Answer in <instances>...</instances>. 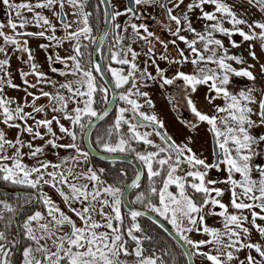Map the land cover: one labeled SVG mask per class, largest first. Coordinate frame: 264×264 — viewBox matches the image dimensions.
<instances>
[{"label": "snow or ice", "instance_id": "obj_1", "mask_svg": "<svg viewBox=\"0 0 264 264\" xmlns=\"http://www.w3.org/2000/svg\"><path fill=\"white\" fill-rule=\"evenodd\" d=\"M66 6L76 17L71 22L65 18ZM0 7L5 12L0 22V54L4 57L0 59V123L16 132L9 139L0 130V185L5 189L0 194V264H17L13 260L17 248L21 249L18 264H180L168 248L157 247L153 229L176 240L186 264H195L197 257L208 264H264V166L257 164V158L264 156V86H256L258 77L264 81V62L254 71L255 62L264 57V0H128L123 10L114 11L110 10L116 7L112 0H96L95 6L92 0H0ZM149 8L160 9L174 25L168 28L171 41L160 39L142 21ZM249 9H255L258 18ZM44 10H51L61 21L65 34L60 39L46 37L56 27ZM120 17H127L123 29ZM193 17L203 23L200 30ZM29 24L40 30L27 31ZM73 24L79 27L72 30ZM28 37L56 40L57 46L65 40L70 44L69 53L57 54L55 62L65 66L61 76L73 79H65L54 93L42 87L38 95L29 90L43 84L56 88L57 82L35 62ZM153 39L165 50L160 60L171 65L190 63L192 71L177 69L167 75L157 64ZM178 41L185 47L180 48ZM133 42L140 43V52L132 47ZM169 44L176 50L171 60ZM9 45L14 54L27 53V59L18 57L29 66V71L18 72L23 86L14 82ZM242 46L247 56L231 51ZM97 54L107 61L106 67L96 59ZM141 55L145 57L143 67ZM47 60L55 73L52 56ZM105 71L114 84L111 98L110 89L98 82ZM234 78H246L249 83L240 87ZM149 81L160 88L176 85L178 92L182 88L193 121L181 123L192 129L206 124L220 157L214 151L209 163L197 156L190 146L191 137L177 142L154 112L142 110L154 107L144 90ZM201 86H206L204 99L210 111L200 110L193 99ZM7 89L23 91L32 103L28 105L27 99L24 104L16 103L6 95ZM41 97L48 100L51 118H36L46 111L45 105L37 104ZM169 102L173 103L171 97ZM97 103L103 104L99 111ZM25 106L31 111H25ZM113 106L115 118L101 130L97 122L104 121ZM25 134L31 137L28 143L23 140ZM65 137L69 142L62 143ZM37 139L44 143L35 145ZM49 147L57 155L60 149L72 150L74 155L53 162L44 157ZM94 153L113 167L91 166ZM121 154H134L142 165L130 182L128 169L116 166L117 161L123 162ZM25 157L33 163H25ZM81 162L84 166L78 169ZM145 169L146 187L142 184ZM213 171L223 179L212 178ZM9 185L16 188L11 197ZM173 186L174 191L170 190ZM45 187L54 189L67 211ZM133 190L134 198L129 199ZM209 217H218L222 227L210 226ZM193 234L206 238L196 239ZM242 252L245 259L240 258Z\"/></svg>", "mask_w": 264, "mask_h": 264}, {"label": "flooded vegetation", "instance_id": "obj_2", "mask_svg": "<svg viewBox=\"0 0 264 264\" xmlns=\"http://www.w3.org/2000/svg\"><path fill=\"white\" fill-rule=\"evenodd\" d=\"M229 2H233V0H229ZM235 2L239 3V0H235ZM112 3L115 6L117 5V7L111 8L110 9L111 11L116 10V8H119V10H123L126 6H128L127 5V0H116L115 2L112 1ZM95 4H96V0H92V5L95 6ZM211 8H212V6H208V9L209 10H211ZM103 10H104L103 9V5H101L100 6V9H99L100 21H101L100 22V28L103 27V21H104V18H103ZM57 11H59L58 6H57ZM240 11L242 12L243 10L240 9ZM64 12H65V18L68 21V14H66V11H64ZM4 19H5V15L0 20V22L4 21ZM126 19H127V17H120V22L119 23L121 24V29H123V24H124V21ZM142 21L144 23H146L148 25V27H149V30L154 31L155 34H156V36H158L160 39L166 40V41H171L173 39V37L168 32V28L169 27H174V25L169 23V21L167 20L166 16L164 15V13L160 9H158V8L155 9V10H153L152 8L147 9L146 12H145V14H144V16L142 17ZM130 22H132V21H130ZM135 22L139 23L140 21H135ZM201 23L202 22L197 21L195 19V17H193V24H194V26L197 27V29H198V27H201V25H202ZM93 24L95 25V19H93ZM54 25L56 27V31H55V33H53L52 31H50L51 32L50 35H54L55 37H56V35H58L59 37H62V36H60V34L63 33V25H62L61 21L57 17H56V20H55ZM96 34H99V30L98 29L96 30ZM128 35H131V30H129ZM47 36H49V34L46 33V37ZM46 37H44V38H41V37H29L30 39H32L34 41V46H35V47L34 46H30L31 44H29V47L30 48H35V50L39 54H41V55L44 56L45 63H46L45 65H46V67L48 69H50V71H51V68H49L47 66L48 65L47 57L49 55H51L52 56V60H53V63H52L51 66L52 67H55L57 69V71L55 73H53L52 71H51V73L54 74L55 76H59L60 75V72L63 71L64 64L59 63V62H55V57H56L57 54H59V47L63 45V42L59 46H57L56 45V40H49ZM58 38L56 37L57 40H58ZM108 39L109 40L112 39L111 35L109 36ZM65 42L69 45V50H70V44H69V42L68 41H65ZM85 43H87V41H85ZM1 44H3V39L2 38H1ZM41 44L46 45L48 47L41 48L40 47ZM152 44H154L156 46L157 64L161 67V69H163L166 72L167 75L171 76L177 69H180V70H183V71H186V72H191L192 71V66H191L190 63H186V64H183V65H171L169 63V61L160 60L158 57L161 54H165V50L157 43V41L155 39L152 40ZM178 44H179V47L180 48H184L185 47V45L182 42H179L178 41ZM132 47L137 52H140L141 51V45H140V43L133 42L132 43ZM11 49L13 50V48H11ZM53 49L55 51V54L53 53ZM31 50H33V49H31ZM107 50L108 49H107V42H106L105 49H104L105 53H107ZM87 51H89V52L92 51V48L90 47ZM16 54L17 53H15L14 55H16ZM25 55L27 57V53ZM167 55L169 56V60H171V59H173V58L176 57V50L171 46V44H169V47L167 49ZM100 60H101V63L106 67L107 66V61L106 60H102L101 57H100ZM144 60H145V57L143 55H141L139 57V63H140V66L141 67H143ZM149 71H151L153 73V75H155L154 67H152L151 65H149ZM105 72L109 76V78L112 80L111 74L108 73L107 71H105ZM97 75H98V77L100 76V74H97ZM32 81H33V83L36 82L34 77H33ZM98 82L99 83H102V84H105V86H107L106 83L104 82V80L102 78L99 79ZM179 83L182 85V82H179ZM153 85L157 89V91L159 93V96L161 95L160 97H162V101L164 102V107L166 106L167 109H171L172 112L174 113V115H176L180 121H193V114L191 113L190 109H188V107L186 106V102L182 98L183 97L182 88L178 92L176 85L165 86L164 88H160L157 84H154L153 82L149 81L148 82V85H147L148 89H150V90L152 89L151 91H153V88H152ZM108 95H109V98H110V91H109V94ZM170 97L173 99V103H175V105H176L175 108L173 107V103H170L169 102ZM102 107H103V104L102 103H97L96 108H97L98 111L101 110ZM128 115L130 116L131 114L129 113ZM108 118L110 119V121L111 120L112 121L114 120V118H115V106L113 107V109L111 110V112L109 113V115L107 117H105L106 122L109 121ZM102 122L103 121H99L98 125H100ZM62 123H65L67 126H69L68 125V122H66V121H64ZM124 131H126V126L124 128ZM207 131H208V128H207ZM57 135H60V133L58 132ZM209 137H210V151H211V159H210V162H212V160H213V150H212V142H211V133L210 132H209ZM93 139H94V137H93ZM61 142L64 143V138L61 140ZM133 146L136 147L138 150H142L140 145H137V144L134 143ZM71 155H74V152H72V150H65V149H60L58 155L56 154V150H53L51 148H48L46 150V152L44 153V157L52 160L53 162H58L59 158L64 157V156H71ZM121 155L122 156H126V157H130V158H134V154H121ZM138 162L141 165V162L140 161H138ZM25 163L31 164L33 162L30 161V160H28L27 157H25ZM90 165L91 166H95L97 168H99V167H107V168L111 169L113 167V165L110 164L109 161L102 160L101 158L96 157L94 155H92L90 157ZM83 166H84L83 165V162H81V164L78 166V169L80 167H83ZM116 166H118V167H125V168L128 169L127 182H130L131 179L134 177V174H135V171H136L137 167H135L131 163H128V161H125V160H123V162L117 161V165ZM141 167H142V165H141ZM144 173L145 174L142 177V184H143L144 187H146L147 186V183H148V181H147V175H146V169L144 170ZM211 176H212V178H216L218 176V173H216L215 171H213L211 173ZM4 190H5L4 189V186L3 185H0V194H2ZM7 190L9 192V196L10 197L11 196H14L15 191H16V188L14 186L9 185L8 188H7ZM141 190H143V189H141ZM170 190H173L174 191L175 190L174 189V186ZM20 191L21 192H27L29 190H27V189H20ZM44 191L47 192L56 201V203L59 204V206L63 210L67 211L66 206L61 203V199L58 196V194L55 193L54 189H50L48 187H45L44 188ZM134 194H135V190H133L132 194H130L128 198L129 199L134 198ZM78 206L79 205H77V207ZM36 207L39 208L40 206L39 205H36ZM136 207L139 208L140 206L139 205H136ZM33 210H35V209H33ZM69 215H71V213H69ZM211 218L219 219L218 217H211ZM208 220H209V218H208ZM169 226L171 227V225H169ZM155 230L156 229H153L152 230L153 237L155 236V233H154ZM169 238H171V237H169ZM145 247H148V245L146 244ZM20 258H21V249L20 248H17V249L14 250L13 260L16 261L17 264H18Z\"/></svg>", "mask_w": 264, "mask_h": 264}, {"label": "rangeland", "instance_id": "obj_3", "mask_svg": "<svg viewBox=\"0 0 264 264\" xmlns=\"http://www.w3.org/2000/svg\"><path fill=\"white\" fill-rule=\"evenodd\" d=\"M112 1L115 2L116 0H112ZM17 2H20V0H17ZM32 2H35V0H32ZM185 2L187 3L188 0H185ZM116 7H117V5H116ZM241 9L243 10L242 11V13H243L244 12V8H241ZM64 11H66V14H68V22H71V21L76 19V17H74L72 15V11L73 10L71 8L66 6ZM248 11L252 15H254V16H256L258 18L259 13L256 12L255 9H249ZM43 14L45 16H47L49 18V20L52 22V24L54 25L56 17L53 15L52 11L51 10H44ZM4 15H5V12H4L3 8L0 7V20L4 17ZM26 15H28L29 19H31L30 14L26 13ZM118 22H120V18H118ZM201 24L202 25H201V27H198V30H200L203 27V23H201ZM225 26H229V25L226 24ZM77 27H79V25L73 24L72 25V30H75ZM26 30L27 31H39L40 29H38L34 24H29ZM4 31L7 34H12L11 33V29H9V28H5ZM50 31L51 30H48L46 33L50 35V33H51ZM64 34L65 33H64V29H63V33L60 34V36L63 37ZM217 35L219 36V34H217ZM56 37L58 38L59 36L56 35ZM60 38L61 37H59L58 39H60ZM27 39H28V42L32 41V39H30L29 37ZM65 41H63V45L59 47L60 56L61 55H65L66 53L67 54L69 53L68 52L69 51V45ZM258 43L259 42H256V45H257L256 46V51L259 53L260 49L258 47ZM0 45H2L1 44V38H0ZM225 45L228 46V43H227L226 39H225ZM8 48H9L8 52H11V54H9V56H10V55L13 54V50L11 49L12 46L9 45ZM231 51L235 52L236 54H241V52H243V46L240 49H231ZM53 53L55 54L54 49H53ZM25 54L26 53H17L16 55L13 56V57L16 58L15 60H13L12 57H10V65H11L12 73L18 74V72L20 70L29 71V66H27L25 64H22L20 59H18L19 56H22L24 59H27ZM243 54L245 56H247L246 52H243ZM261 60H263V62H264V57H261L260 61L255 62V63H257V69H254V71H258V64L261 63ZM63 71H65V66L63 68ZM30 79L32 81L33 77H30ZM69 79H72V77L70 75H69ZM234 80H236L238 82L240 87H244V85L246 83H249V82L246 81V78H243V79L242 78H234ZM32 83H33V81H32ZM60 83L61 82H59V84ZM256 86H257V88H260V87L264 86V81H260L259 77H258V82H257ZM43 90H45V89H43ZM144 90L148 91L149 96H150V98L153 101L154 107L153 108L144 107L142 110L147 112V113H149V114L154 112L158 116V118L161 119L164 122L165 130L170 135H172L173 138L177 140V142L185 141L188 137H191L192 143H191L190 146L192 147L193 151L197 154V156H200L201 158H205L208 162H210V159H211L210 137H209V132L207 131V128H208L207 125L206 124H198L196 129H192V128L190 129V128L186 127L184 124L181 123V121L178 119V117L176 115H174V113L172 112L171 109H167V107L166 106L164 107V105H162L163 107L157 106V104H158V96L154 92H151L148 89V87H146ZM45 91H49V90H45ZM206 91H207L206 86H201L199 88L198 93L193 96V99L197 103L198 108L200 110H202V111H210L211 110L210 106L207 104V102L204 99V94L206 93ZM38 94H39V91L37 92V95ZM9 97H11L13 100L15 99L14 101L18 103V98L17 97L12 96V95L9 96ZM25 99H27V104L28 105H30L32 103L31 97H27L26 98L25 94H24V98L21 99V102H22L21 104L25 103ZM141 103H143V101H141ZM221 103H222V101H221ZM37 104L38 105H45L46 106V111L37 114L36 118L37 119L45 118V116H47V118L48 117L51 118L53 113L51 112L50 107H47V105H48L47 98L41 97L40 100L37 102ZM25 111H31V108L28 107V106H25ZM29 123H32V121L29 120ZM1 124L2 123H0V125ZM65 126H67V125L65 124ZM0 130H4L6 132V134H7L9 139H14L15 138L16 132H15L14 129H8V128H6L5 125H2V126H0ZM53 130L56 133H58L59 132L58 126L53 124ZM147 130L150 131V129H147ZM41 132L43 134L44 130L41 129ZM23 140H24L25 143H28L31 140V137L28 136L27 134H25L24 137H23ZM67 142H69V138L65 137L64 138V143H67ZM33 143L35 145H42L44 142L42 140L37 139V140L33 141ZM24 150L27 151V148H25ZM257 164H258V166H264V156H261V157L257 158ZM218 176H220V178L223 179L222 175L218 174ZM236 178L239 179V174H236ZM224 201H225V203L228 202V195L225 196ZM207 223L210 226L222 227L220 219H214V218L209 217V220L207 221ZM193 236L196 239L206 238V237L200 236L199 234H193ZM257 236H258V234H257ZM204 250L207 251L208 249L205 248ZM253 255H255V253H253ZM245 256H246L245 252H242L240 254V258L241 259H245ZM195 264H208V262L207 261H202L199 257H197V258H195Z\"/></svg>", "mask_w": 264, "mask_h": 264}, {"label": "crops", "instance_id": "obj_4", "mask_svg": "<svg viewBox=\"0 0 264 264\" xmlns=\"http://www.w3.org/2000/svg\"><path fill=\"white\" fill-rule=\"evenodd\" d=\"M29 44H31L30 46H34V41L32 40V41H29ZM35 47V46H34ZM9 49V48H8ZM31 49H33L32 50V53H33V55H34V57H35V62L38 64V66L42 69V70H44L45 72H46V74H47V76H48V78L50 79V80H53V81H56L57 82V84H56V88H53L52 87V85L51 84H43V85H39L36 89H29L30 91H33L35 94H37V92L40 90V88L42 87L43 89H45V90H49L50 92H55L58 88H59V82H61V83H63L64 81H65V79H69V76L68 77H63V76H61V75H59V76H55L54 74H52L51 73V71H50V69H48L47 67H46V63H45V58H44V56L43 55H41V54H39L36 50H35V48H31ZM69 52V51H68ZM9 54H11V52H9ZM60 55V54H59ZM67 55V53L65 54V55H61V57H64V56H66ZM14 56V53L12 54V55H10L9 56V58L10 57H12V59L13 60H15L16 58L15 57H13ZM2 58H4L3 57V55L2 54H0V59H2ZM261 62H263V60H261ZM13 78H14V82H16L17 84H20L21 86H23L22 85V80L19 78V76H18V74H16V73H13ZM72 79H73V77H72ZM40 87V88H39ZM152 88H153V91H151L150 89V91L151 92H154L157 96H158V104H157V106H160V107H163L162 105H164V102L162 101V97H160L159 96V93H158V91H157V89L155 88V86L153 85L152 86ZM44 90V91H45ZM158 93V94H157ZM6 95L7 96H15V97H17L18 98V103H22L21 102V99L22 98H24V92L23 91H20V90H13V89H7V91H6ZM15 100V99H14ZM24 100V99H23ZM17 103V102H16ZM13 107H15V103L12 105ZM156 106V107H157ZM145 110V109H144ZM49 118V117H48ZM62 122H64L63 120H62ZM3 124H1L0 126H2Z\"/></svg>", "mask_w": 264, "mask_h": 264}, {"label": "trees", "instance_id": "obj_5", "mask_svg": "<svg viewBox=\"0 0 264 264\" xmlns=\"http://www.w3.org/2000/svg\"><path fill=\"white\" fill-rule=\"evenodd\" d=\"M108 120H109L108 122H106L105 120L99 125L101 130L104 127H106L107 124L111 123L112 120L110 121L109 118ZM154 233H155L154 243L157 245L158 248H165V247L168 248L169 251L176 256L177 260L180 261V264H186V261L180 255L181 250L179 249L178 245L174 242V240L169 238L168 235L164 233L162 230L156 229Z\"/></svg>", "mask_w": 264, "mask_h": 264}, {"label": "water", "instance_id": "obj_6", "mask_svg": "<svg viewBox=\"0 0 264 264\" xmlns=\"http://www.w3.org/2000/svg\"><path fill=\"white\" fill-rule=\"evenodd\" d=\"M127 5H128V0H127ZM103 9H104V6H103ZM96 59L101 63V60H100V56H99V54H97L96 55ZM101 75V74H100ZM102 79L104 80V82L106 83V85L108 86V88L110 89V98H111V95H112V91H111V89L112 88H114V84H112L111 83V79L109 78V76L106 74V72H104L103 74H102ZM114 107V106H113ZM113 109V108H112ZM111 112V110L109 111V113ZM99 123V121L97 122V124ZM211 142H212V150H213V152L215 151V153H216V156L217 157H220L222 154L220 153V151H219V149L217 148V146L215 145V142H214V140H213V138H212V134H211ZM94 156H96V157H99L100 158V155H98V154H93ZM124 157V159L123 160H125V161H129V160H131L132 161V163L131 164H133L135 167H137V168H140L141 167V165H140V163L136 160V159H134V158H130V157H126V156H123ZM166 223V222H165ZM167 227L168 228H171L169 225H167ZM172 238V237H171ZM173 239V238H172ZM175 242H176V240L175 239H173Z\"/></svg>", "mask_w": 264, "mask_h": 264}]
</instances>
